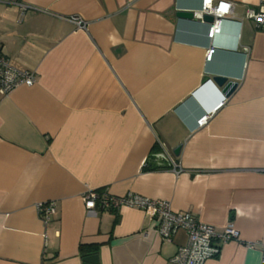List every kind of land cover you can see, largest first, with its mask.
<instances>
[{
  "label": "crops",
  "instance_id": "crops-1",
  "mask_svg": "<svg viewBox=\"0 0 264 264\" xmlns=\"http://www.w3.org/2000/svg\"><path fill=\"white\" fill-rule=\"evenodd\" d=\"M227 1L211 37L204 0H0V46L35 79L0 98V264H175L186 230L168 242L141 208L88 210L89 190L233 225L205 264H264V29L248 18L264 0ZM43 202L57 204L48 223Z\"/></svg>",
  "mask_w": 264,
  "mask_h": 264
},
{
  "label": "built area",
  "instance_id": "built-area-1",
  "mask_svg": "<svg viewBox=\"0 0 264 264\" xmlns=\"http://www.w3.org/2000/svg\"><path fill=\"white\" fill-rule=\"evenodd\" d=\"M234 3L227 0H204L203 11L198 15L205 14L214 16L209 34L214 37L222 30L223 19L233 13ZM248 18L253 20L256 26L264 29V7L248 10ZM72 21L78 28H86L87 23L80 17H73ZM215 49L207 52L206 59L211 60ZM35 83L34 75L29 72L20 71L13 66L11 60L4 54L0 46V98L8 96L20 85L31 86ZM221 102L211 112L203 115L198 120V126H205L213 114L225 105ZM159 157L166 155L159 154ZM167 159V158H166ZM170 165L177 173L182 171V166L175 158L170 157ZM83 201L86 209L94 210L100 204L102 208L119 210L123 206L137 207L145 210L149 215L158 217L159 223L155 231L164 241L172 242L174 236L181 230H186L188 243L179 247L173 262L175 264H205L208 260L217 257L222 246L215 243L220 240L227 243L232 239L239 238V231L233 225H228L224 230L219 231L214 225L199 220L191 212H176L171 204L165 200L151 199L136 193H129L125 196H113L101 194L98 191L89 190L84 193ZM56 202H43L38 205L39 213L43 216L45 223L50 221L51 215L56 211Z\"/></svg>",
  "mask_w": 264,
  "mask_h": 264
},
{
  "label": "water",
  "instance_id": "water-1",
  "mask_svg": "<svg viewBox=\"0 0 264 264\" xmlns=\"http://www.w3.org/2000/svg\"><path fill=\"white\" fill-rule=\"evenodd\" d=\"M181 17L192 19L195 17L193 12H181L179 13ZM204 19L210 23L214 22V16L206 14ZM214 81L221 87H223V94L226 97H229L234 93L238 87V83L234 81H229L227 78L222 76H217L214 78ZM182 146H179L174 150V154L179 156L181 154ZM83 264H100L99 255L93 254L83 258Z\"/></svg>",
  "mask_w": 264,
  "mask_h": 264
},
{
  "label": "trees",
  "instance_id": "trees-1",
  "mask_svg": "<svg viewBox=\"0 0 264 264\" xmlns=\"http://www.w3.org/2000/svg\"><path fill=\"white\" fill-rule=\"evenodd\" d=\"M155 155L159 154L161 152V149L159 147L155 148ZM152 161L147 165L148 169L150 170H155V166H153ZM97 249L96 246H86V245H81V252L83 254L87 253V252H91V251H95Z\"/></svg>",
  "mask_w": 264,
  "mask_h": 264
}]
</instances>
